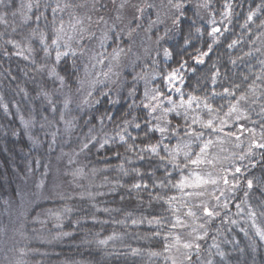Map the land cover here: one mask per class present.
<instances>
[{
    "label": "trees",
    "instance_id": "16d2710c",
    "mask_svg": "<svg viewBox=\"0 0 264 264\" xmlns=\"http://www.w3.org/2000/svg\"><path fill=\"white\" fill-rule=\"evenodd\" d=\"M196 1L184 0L185 14L179 22L164 30L159 28L163 31L161 53L164 55V49L172 53L164 65L171 70L186 61L181 69L186 92L206 96L207 103L221 109L219 113L226 111L230 102L236 103L233 97L223 94V88L233 90L231 85L239 84L236 96L246 94L249 99L239 104L243 118L231 120L229 129L248 125L264 130V84L256 80L264 72L259 63L264 60V0H207L209 6L203 8L206 13L197 11ZM225 4L231 6V15L221 25L223 35L217 36L219 43L213 44L206 62L196 65L191 57L198 54L197 49L206 51L207 44L212 43L207 35L212 28L211 18H220L226 11ZM250 12L253 19L247 21ZM41 13L43 18L49 15L35 7L31 23L36 22L34 14ZM47 26L44 22L41 28ZM224 26L228 31L224 32ZM9 29L7 22L0 21V264H172L168 246L179 211L178 198L170 203L169 198L178 197L180 191L172 184L179 182L185 170L143 151L147 143L160 140V134L145 138L144 125L152 118L145 116L138 96L132 101L126 94L128 90L117 97L97 94L92 101L99 99L100 103L91 102L84 110L64 118L73 125L70 134L59 129L53 136L55 126L63 125L58 109L51 110V103L64 86L49 75L48 63L40 67L44 53L36 49L37 56L29 62L20 29L14 32L17 38ZM233 40L238 44L227 47ZM53 68L65 77V89L74 90L80 72L72 63L62 60ZM192 68L197 69L195 74ZM217 71L213 83L212 73ZM244 77L248 79L242 83ZM253 80L260 85L255 97L247 92ZM212 92L222 95L213 96ZM129 104L134 107L129 109ZM125 119L140 123L141 128L123 123ZM118 132L126 136L127 143L119 140ZM206 132L209 135V130ZM91 136L96 139L81 150L83 141L87 143ZM131 137H136L135 142ZM104 139L109 144L100 148L99 142ZM257 144L234 148L229 153L231 168L239 167L241 172L233 171L235 186L227 198L228 205L219 211V221L208 224L206 235L196 243L200 247L194 245L196 253L181 264H264V215L260 214L264 211V148ZM128 145L133 147L128 150ZM59 153L65 154L69 166L64 162L63 171L56 176L52 164ZM160 155L166 153L161 151ZM133 169H139L140 174ZM248 180L253 181L252 189L247 188ZM136 183L142 187L134 188ZM38 184H42V197L25 205L26 194L29 190L34 193ZM249 208L256 210L257 227L246 220ZM49 210L56 215H50ZM154 218L160 222L149 224ZM65 232L70 235H63Z\"/></svg>",
    "mask_w": 264,
    "mask_h": 264
},
{
    "label": "rangeland",
    "instance_id": "374dc122",
    "mask_svg": "<svg viewBox=\"0 0 264 264\" xmlns=\"http://www.w3.org/2000/svg\"><path fill=\"white\" fill-rule=\"evenodd\" d=\"M34 2L35 0H3V3H0V17H3V20L0 21L9 24V32L13 37L15 30L17 28L20 29V39L22 47L24 48L23 52L26 58L29 59V62L34 60L35 56H37L35 53L37 49L44 53L43 56L40 57L42 58L40 67L43 68L47 66L44 64L46 62L49 64V72L56 69L53 68V66L56 65L54 50L50 48L49 50L52 52V55L46 56L43 51V46L38 42V37L32 35V29L36 28L49 34L53 27L51 23L53 20L56 21V27H59L60 22L63 21L65 26L64 33H62L64 40H68L69 37H72L69 43L73 49L77 50V56L73 57L69 55L62 60L70 61L72 64L73 61H75L76 67H79V76L81 77L85 75V66H87L88 79L103 80L104 78L98 74L107 71L109 60L105 59L103 64H97L96 58L108 57V54L111 53L112 49L117 45L124 49V52L120 55L118 66L113 68L114 72L119 73V77L113 75L111 80H106L104 84L97 85V89L93 91V96L88 98L89 103L83 102L86 97L85 92L75 91L76 84L74 85V90H66L64 84V89L62 88L64 91L58 93L57 97L51 103V110L53 106L58 109L59 121L63 125L61 128L58 125L55 126V129L51 132L53 136L57 135L59 129H63L68 134L72 132L73 125H67L65 123L67 119L61 120V113H63L64 118H66V116L74 111L77 113L84 110L97 94L100 95L101 91L106 92L107 95L112 93L117 97L122 93L124 94L126 90L129 91V89L134 86L136 89L135 94L129 96L127 91L126 94L128 97L131 99L138 96L141 103H147V100L143 98L145 88L152 89L154 87H161V89L170 94L174 100L179 98V93L172 90V86L163 87L167 82H162L161 76L159 75L161 72L166 74L170 71L167 70V65H164L165 62L170 61V58L165 57L160 50L162 39L157 42V38L162 37V29L164 30L166 26L170 28L173 24L172 20L174 15L176 14L174 9H170L167 6L168 0H59L61 7L65 4H69L71 7L64 9V11L58 10L55 13L52 12V9L57 7V0H40L41 6L39 8H42L45 14H49L48 17L43 18V16H41L39 21L31 23L30 19L25 23V17H31V12L35 8L33 7L29 10L27 5ZM195 3L196 5H194L197 7L198 12L202 10V12L206 13L203 7H199L201 4L200 0H197ZM46 4L49 6L45 7ZM145 4H151L153 7L146 8L144 7ZM141 8L144 10L140 11ZM13 13H15V15H13ZM223 13H225V11L219 16L220 18L215 15L212 16L210 23L212 27H221L224 23V19L228 17L223 15ZM41 20L43 21L42 25L44 22L48 24L46 28H41L42 25L39 26ZM76 20H79L81 23L76 25V29L74 30L70 25L74 24ZM212 21H215V24H213ZM28 24L31 25V28L27 26ZM160 27H162V29H159ZM105 34L110 38L105 40L104 47H101L100 41ZM172 35H170V39ZM81 36H83V39L80 38ZM47 43L50 44V41H47ZM29 48L32 50L29 51ZM81 48H83L84 51L83 55L80 54ZM60 50H65L63 48V42ZM99 53H103V57H98ZM77 63L79 64L77 65ZM94 64L95 67H92ZM140 77H143V79H140ZM112 81H116V83H112ZM185 84V82L182 84L177 81L174 86L181 88L187 93ZM65 100L68 101L67 108L64 107ZM131 100L133 101L134 99ZM165 106H169L167 101H165ZM227 111L228 108L223 113H219V119L214 121V126L216 127L220 126V119L226 121L222 126L223 131L212 132L210 129H201L199 124L192 125V130H203L205 132L202 140L196 143H202L203 141L211 139L213 144L209 146L206 154L203 156V163L199 165L189 164L187 168H180L185 170V174L181 176V178L188 177L189 181H192L194 180L192 173L195 172L205 181H208V183L201 184L198 187L186 186L183 190L178 189L180 193L177 195L178 197L175 196L176 199L178 198L176 204L179 211L178 218L180 223H175L177 225L175 227V233L169 243H171V259L177 261L178 264L187 261V259H185L186 255L189 257L196 253L194 245L204 238L209 228L208 224L214 220L219 221L218 215L208 217L202 209L207 207L209 210L213 211V213L219 214V211L224 208V205H228L227 198L231 196L235 186H233L232 182L234 178L233 171L236 168L234 166L235 168L232 169L231 165L228 163L229 153H232L231 151H234V148H241L244 145H251L254 142L258 144L264 143V130H257L248 125H240L239 129H229V123L231 120L235 119V114H233L232 117H227L224 115ZM197 114L204 119L208 118L207 113L202 110V104L200 108H197L194 103L192 109L188 113L187 120L184 119L183 112L181 116H175L174 113H170L167 119L172 121L173 126L177 124L180 125V134L183 137L184 133L189 131V129L183 126L185 124H191L193 116ZM153 115L159 116L160 112L157 111L153 113ZM241 118H243V113ZM244 121H248L246 117ZM161 126H164L163 123ZM208 130L209 135H206V131ZM185 139H187V137H185ZM164 142V144H168L171 147L177 143V140L175 137L171 140L165 138ZM83 143H85V141H83ZM192 152H199V147H197L196 144L192 145ZM64 155L65 154L59 153L55 158V163L52 164L53 172L56 176L60 175L63 171L64 162L65 165H68V159L64 158ZM191 158L195 159L196 156L193 154ZM178 162L181 163V165L187 163V161L183 160L182 156L178 158ZM76 175L77 174H75V179ZM79 176L80 175H78L77 178ZM225 178L228 180V184L224 183ZM213 180L216 181L215 184L211 183ZM37 187L34 193L28 188L29 195L26 194L24 200L25 205H30L34 200L38 201L42 197V184H38ZM196 193H203V195L198 196ZM189 210L195 213L194 217L187 214ZM254 211L256 212V210ZM250 212L253 211L249 208L248 216ZM246 220L249 221L251 225L255 227L258 226L256 217L250 216ZM201 225H203V227H201ZM231 225L234 226L232 223ZM218 227H221V225ZM193 229H195V231H193ZM221 230H223V228H221ZM177 237H179V241H177ZM185 243H191L193 245L192 248L185 249L183 247Z\"/></svg>",
    "mask_w": 264,
    "mask_h": 264
},
{
    "label": "snow or ice",
    "instance_id": "6c2138e0",
    "mask_svg": "<svg viewBox=\"0 0 264 264\" xmlns=\"http://www.w3.org/2000/svg\"><path fill=\"white\" fill-rule=\"evenodd\" d=\"M0 3H3V0H0ZM40 0H35L34 3H29L27 7L29 10L33 7H36L37 9L40 7ZM49 5H45V7H48ZM123 6V5H122ZM167 6L170 9L175 10V15L172 20L173 25H176L179 22L180 17L184 16V0H168ZM209 5L207 3V0L205 2L201 3L199 7L207 8ZM71 7L69 4H65L63 7L60 6L59 0H57V7L52 9V12L55 13L56 11H64V9ZM146 8H151L153 5L151 4H145ZM225 13L223 15L229 16L231 15V6L228 4H225ZM144 9L141 8L140 11H143ZM15 15V13H13ZM43 14L41 13L40 15H35V20L39 21L41 19V16ZM32 19L31 17H25V23H27L28 20ZM253 19V14L250 12L249 15L247 16V21H251ZM0 20H3V17H0ZM246 21V22H247ZM52 29L49 34H46L44 31L39 30L38 28L32 29V35L38 37V42L40 45L43 46V51L45 52L46 56H51L52 52L49 50L50 48L54 50L55 52V62L59 64L62 59L67 58L69 55L75 57L77 56V50L73 49L69 41L72 39V37H69L68 40H64V37L62 33H64V23L63 21L60 22L59 27H56V21L53 20L52 22ZM81 22L79 20H76L74 24H71L70 27H72L74 30L76 29V25L80 24ZM155 23V22H153ZM213 24H215V21H212ZM261 24H264V21L261 22ZM259 27V26H258ZM82 31V29H81ZM197 33L203 35L200 29L196 30ZM228 31L227 27L224 26V32ZM91 35V34H90ZM208 37L212 38V43L207 44V50L206 51H201L200 49H197V55L194 57H191L193 60V63L196 65H203L205 61V57H209L210 54L213 52V44H218L219 40L217 39L218 35H223L222 28L220 26H214L211 28V31L207 33ZM83 39V36L80 37ZM110 37L107 36V34L104 35V37L100 41L101 47H104V42L105 40L109 39ZM163 39V37H158L157 42L159 40ZM47 41H50V44L47 43ZM62 42H63V48L65 49L64 51H61L62 47ZM11 43V41H9ZM188 41H185V44H187ZM236 44H238V41L233 40L230 44L227 45V47L232 48ZM32 49L29 48V51ZM256 51H259V49H256ZM124 52V49L121 48L119 45H117L115 48L112 49V52L108 54V57H103V53H99L98 57H103V58H96V63L97 64H103L105 62V59H108L109 62L107 64V71H103L99 73L98 75L102 76L104 79H88V73H87V66H85V75L83 77L77 75L75 77L74 83L77 85L75 88L76 92H85L86 97L85 100L83 101L84 103H89L88 98L93 96V91L97 89V85L104 84L106 80H111V77L113 75H116L119 77L118 72H114L113 68L118 66V61L120 58V55ZM22 53H17V55H20ZM80 54L83 55L84 51L83 48L80 49ZM172 53L168 51V49H164V56L167 58H170ZM246 55H250V53H246ZM110 57V59H109ZM116 62V63H113ZM186 61H181L179 62V66L176 68H172L170 71H168L166 74L161 72L159 75L161 76V81L164 82L166 81L167 84L163 85V87L167 86H172V90L175 92L179 93V98L178 99H173L170 94H168L165 90H162L161 87H154L152 89H148L147 87L145 88L143 92V98L144 100H147V103L142 102V107L145 110V116L151 117V120L146 121L144 127V136L147 139L149 137V134H155L159 133L160 134V140H158L156 143H147L143 149V151L149 152L157 157H159V160L161 162L167 161L168 163L172 164V166L176 169H180L181 167L187 168L189 164L191 165H199L204 162L203 156L206 154L207 149L209 148L210 145L213 144V141L211 139L207 141H203L202 143H196L197 141H201L202 137L204 136V131H195L192 130V125L199 124L201 126V129H210L212 132L216 131H223V125L226 123L225 120L220 119V126L216 127L214 126V121L219 119L218 113L221 109H214L213 106L210 103H207V97H201L198 95H194L192 92L185 93L181 88L175 87V82L179 81L180 83L185 82V78L183 74L181 73V69H183L186 65ZM232 63H235V61H232ZM261 64L262 68H264V60L259 61ZM73 68H76V71L78 72L79 69L76 67L75 61H73L72 64ZM92 67H95V64L92 65ZM211 67H215L213 64ZM193 74L197 71L196 68L190 69ZM50 76L55 77L56 79L59 80L61 86H64L65 84V77L62 75H59L55 69L49 72ZM71 75V74H70ZM219 75V72L212 73V82L216 83V77ZM207 79L208 77H204ZM140 79H143V77H140ZM248 77H244V81H246ZM256 80H259L261 84H264V72L260 73L257 75ZM256 80H253L251 84L247 86V92L251 94V96L255 97L256 95V90L260 87L256 83ZM199 78L197 79V84H199ZM112 83H116V81H112ZM106 86V85H105ZM231 88L233 90H230V88L225 87L223 88V94H226L228 96L233 97V99L236 101V103H229L228 111L224 113L225 116L227 117H232L233 114H235V119L240 120L241 119V110L239 108V104L244 101H248L249 96L246 94H241L239 96H236V91L240 90V85L239 84H233L231 85ZM135 87L133 86L131 89L128 91L129 96H133L135 94ZM264 95V91L261 93ZM47 95V94H45ZM101 96H107V93L105 92H100ZM213 96H221V93L218 92H212ZM165 101H167V104L169 105L168 107L165 106ZM93 103H100L99 99H96L92 101ZM110 103H114V101H109ZM253 103H255V99L252 100ZM195 103L197 108L201 107L202 104V110L206 111L208 118L204 119L200 115H195L193 116L191 120V124H185L183 127L186 129H189V131L184 133V136H181V129L180 125L177 124L175 126L172 125V121L168 120L167 117L170 113H174L175 116H181L182 112L184 115V119H188V113L192 109L193 104ZM64 107H68V101H64ZM134 107V104H129L128 108L132 109ZM222 107V106H221ZM53 111H57V109L53 106ZM182 110V111H181ZM157 111L160 112L159 116H154L153 113H156ZM130 114V113H129ZM60 119L64 120V114L61 113ZM111 119V117H109ZM138 119V118H136ZM152 121H156V123H153ZM66 124L69 126H72L71 121H65ZM123 123L132 125L136 129L141 128L140 123H133L131 120H124ZM163 123L164 126H161ZM91 131V130H90ZM126 131V130H125ZM119 136V140L127 143L126 136L121 133H117ZM173 137L176 138L177 143L173 146H169L168 144H163V140L165 138L171 140ZM187 137V139H185ZM96 138L94 136H91L88 140L87 143H83L82 149H87L89 147V144L92 142V140H95ZM133 142H135L136 137H131ZM107 144H109L108 139H104L102 142H99V147L104 148ZM196 144L197 147H199V152L198 153H193L192 152V145ZM259 148H264V143L257 144L256 145ZM133 147V145H128V150H130ZM163 151L166 153V155L161 156L160 153ZM195 155L196 158L192 159L191 156ZM183 157L184 161H187V163L181 165V163L178 162L179 157ZM143 157H141L142 159ZM243 159V157H241ZM210 162V161H209ZM134 172H136L138 175L140 174L139 169H133ZM241 168L236 167L235 168V173H240ZM127 175V172L124 173ZM170 175V174H169ZM192 176L194 177V180L189 181L188 177H182L178 183L172 184V187L178 188L183 190L186 186L187 187H198L201 184L208 183V181H205L198 173H192ZM171 183V181H169ZM211 183L215 184L216 181L213 180ZM224 183L228 184V180L225 178ZM165 186V185H161ZM134 188H141L142 185L139 183H136L133 185ZM146 187V185H144ZM247 188L252 189L253 188V181L248 180L247 181ZM191 195V194H189ZM196 195H203V193H196ZM245 196L248 195V192L245 191L244 193ZM175 197L169 198V203L171 200H174ZM218 199V198H217ZM224 207H227V204L224 205ZM239 208V205H237ZM107 211V209H105ZM202 211L206 214L208 217H212L213 215H218V213H213V211L209 210L207 207H204ZM50 215H56L55 213H51L49 210ZM189 216H195V213L192 212L191 210L188 211L187 213ZM261 215H264V211H261ZM251 217L256 216V212H250ZM38 219V218H37ZM159 223V220H156L155 218L153 220H149L148 223ZM133 223H137V221H133ZM179 218H177V224H179ZM177 225L173 224L172 227L175 228ZM203 227V225H201ZM195 231V229H193ZM63 235L67 236L70 235V233H63ZM158 235V233H157ZM261 238L264 239V233H261ZM177 241H179V237H177ZM100 243H105V241H100ZM191 243H185L183 247L185 249H191L192 248ZM171 247V246H168ZM168 247L165 248V250H168ZM196 248H199L200 245L196 244ZM153 255H158V253H153ZM185 259H190L187 255L185 256ZM172 264H176V261L173 259ZM209 264L211 262L209 261Z\"/></svg>",
    "mask_w": 264,
    "mask_h": 264
},
{
    "label": "clouds",
    "instance_id": "9594fccd",
    "mask_svg": "<svg viewBox=\"0 0 264 264\" xmlns=\"http://www.w3.org/2000/svg\"><path fill=\"white\" fill-rule=\"evenodd\" d=\"M102 92H104V91H102ZM106 93V92H105Z\"/></svg>",
    "mask_w": 264,
    "mask_h": 264
}]
</instances>
